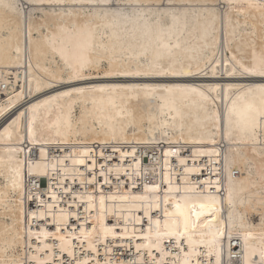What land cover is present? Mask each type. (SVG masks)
Here are the masks:
<instances>
[{
	"label": "bare ground",
	"instance_id": "1",
	"mask_svg": "<svg viewBox=\"0 0 264 264\" xmlns=\"http://www.w3.org/2000/svg\"><path fill=\"white\" fill-rule=\"evenodd\" d=\"M8 2L0 264H258L264 120L248 124L261 100L246 89L264 79L242 68L264 56V0H116L115 16L102 0ZM157 184L181 196L204 185L189 200L190 242L157 236L164 206L145 191Z\"/></svg>",
	"mask_w": 264,
	"mask_h": 264
},
{
	"label": "snow or ice",
	"instance_id": "2",
	"mask_svg": "<svg viewBox=\"0 0 264 264\" xmlns=\"http://www.w3.org/2000/svg\"><path fill=\"white\" fill-rule=\"evenodd\" d=\"M102 3L105 8L114 9L113 15H118L119 10L121 9L122 5L116 2V0H102ZM0 6L5 8H14L16 5L8 2V0H0ZM128 5H124L123 7H127ZM107 14V13H106ZM86 62H80L77 66V70H82L84 68V64ZM114 73H107V75H113ZM115 74H122V75H149V74H157V75H167L169 74L166 70H159V71H153V72H136V73H115ZM172 75H177L181 73L172 72ZM242 74L243 75H252V76H258L262 79H264V56L259 57L258 59H254L253 64L251 67L242 68ZM83 91V90H81ZM99 91L103 92L105 89L101 88ZM138 93L140 91H144L145 93L148 92H156L157 89H135ZM160 91H172V89H161ZM195 91V89H193ZM247 94L251 96H258L261 100V106L257 107L255 104H249L248 106V115H247V122L250 125L251 129L255 131L256 127L258 126V121L264 120V84H260L256 87H248L246 89ZM175 155V153H172ZM81 164L84 163L83 160L80 161ZM184 161H181V164H184ZM107 182V181H105ZM208 186H211V182H208ZM145 191H151L153 193H159V196H157V203L156 208L158 210L161 209L162 205L164 206L162 209V215L166 218L164 221V224L161 226V222L159 219L156 220V229H157V236H169V237H177L180 243H183V240L180 238H185L189 242L191 241V237L188 236L189 232V224L191 223V215L192 210L195 209L196 205L189 204V200L191 196L196 195H205L206 189L204 185L199 186V192L195 188L193 189H184L185 195L181 196V192L179 188L172 189L169 187L167 190H163L161 188V185L157 184L152 189H145ZM174 193L175 196L180 197V200L183 201V203L180 202V200H176L171 198V194ZM55 197H53L54 199ZM209 199H214L211 197V194H208ZM143 199V197H141ZM101 204L104 203L103 196H101ZM174 205V212H169L167 210V206ZM52 206L49 205V208ZM200 209H204L206 207L205 204L199 205ZM187 209V211H185ZM147 215V212H146ZM196 219L199 220L200 216L202 215V212H196ZM175 217V220H173V223L170 225L167 218ZM183 217V230H180V218ZM149 224L151 225V219H149ZM163 227L166 231L161 232L160 229ZM196 225L192 223V228H195ZM151 230V228H150ZM111 229H106L105 234L107 235L108 232H111ZM91 247V245H90ZM147 247V246H145ZM93 251L95 249L93 248ZM69 255H72L69 253ZM28 264H36L35 257H32ZM67 264H72L71 261H68ZM86 264V262H85ZM99 264V262H97ZM106 264H110V262H106ZM152 264H156L155 261L152 262ZM258 264H264V252H261L260 254V260Z\"/></svg>",
	"mask_w": 264,
	"mask_h": 264
},
{
	"label": "rangeland",
	"instance_id": "3",
	"mask_svg": "<svg viewBox=\"0 0 264 264\" xmlns=\"http://www.w3.org/2000/svg\"><path fill=\"white\" fill-rule=\"evenodd\" d=\"M46 184H47V181H46L44 178L41 179V181H40V185H41L42 187H45Z\"/></svg>",
	"mask_w": 264,
	"mask_h": 264
}]
</instances>
